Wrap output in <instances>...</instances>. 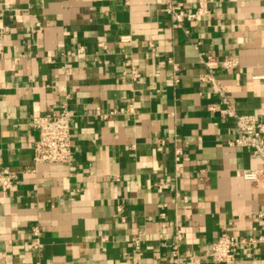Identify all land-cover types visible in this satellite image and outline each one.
I'll return each instance as SVG.
<instances>
[{
    "label": "crops",
    "instance_id": "obj_1",
    "mask_svg": "<svg viewBox=\"0 0 264 264\" xmlns=\"http://www.w3.org/2000/svg\"><path fill=\"white\" fill-rule=\"evenodd\" d=\"M205 6L174 28L155 0H0V171L15 175L0 187V264H215L222 229L257 239L234 264H264V162L228 144L238 132L209 110L223 104L199 59L217 60L212 74L238 114L264 121V0ZM227 58L236 66L222 67ZM63 103L70 160L35 164L30 120ZM246 169L261 179H243ZM33 226L38 250L24 244Z\"/></svg>",
    "mask_w": 264,
    "mask_h": 264
},
{
    "label": "built area",
    "instance_id": "obj_2",
    "mask_svg": "<svg viewBox=\"0 0 264 264\" xmlns=\"http://www.w3.org/2000/svg\"><path fill=\"white\" fill-rule=\"evenodd\" d=\"M157 4L161 6V10L166 13L170 19L171 26L174 28H181L184 22H196L199 16L207 13L205 6L206 0H196L197 7L193 12L186 11L179 4L174 3L173 0H155ZM129 36H121L120 41H129ZM78 51V55H81ZM199 59L207 69V73L202 75L200 79L206 81L211 85L213 92L218 93L221 96V103L223 107H217L216 105L209 106L210 111L217 110L220 115L227 116L233 119L235 128L238 135L230 140L228 144L233 147H245L251 150L252 154L258 156L264 162V121L257 119L253 115L238 114L235 111L234 106L228 101L224 92L225 89L221 86L212 74V70L218 67L217 60L210 56H204L199 53ZM169 62V60H168ZM172 64L173 73L171 78L173 81H178V66ZM127 68L125 73L132 81H137L141 73L139 69L126 60ZM220 65L224 68H233L236 66V61L232 58L224 59L220 62ZM114 111L103 114L99 108L95 109L94 115L99 118H104L113 114ZM71 120L72 114L67 107L66 103L57 106L55 111L50 113L34 116L30 120V126L38 132V138L34 141L32 147V160L35 164L38 163H68L71 156ZM180 154L181 149L175 148L173 161L175 165V174L180 172ZM261 170L246 169L242 171V177L245 180H259L261 179ZM15 175L3 169L0 171V187L6 191L12 187L13 179ZM163 185H158V190ZM161 216L164 218V214ZM162 227L166 226V223L161 224ZM31 238L24 244L27 249L38 250L41 247L40 231L37 226L31 228ZM173 250L172 255L176 256V249L178 243L181 241L182 236L180 233L175 232L173 234ZM254 237L236 239L233 236L227 234L222 229L217 239L211 244L208 250L209 258L215 264H234L235 252L238 246L244 247L245 255L250 254L252 244L256 241Z\"/></svg>",
    "mask_w": 264,
    "mask_h": 264
}]
</instances>
